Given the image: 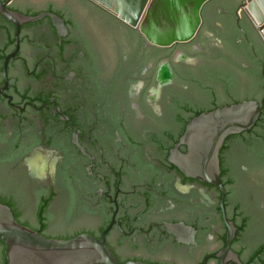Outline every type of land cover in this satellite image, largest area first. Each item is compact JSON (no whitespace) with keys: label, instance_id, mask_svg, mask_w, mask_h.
Wrapping results in <instances>:
<instances>
[{"label":"flooded vegetation","instance_id":"1","mask_svg":"<svg viewBox=\"0 0 264 264\" xmlns=\"http://www.w3.org/2000/svg\"><path fill=\"white\" fill-rule=\"evenodd\" d=\"M238 3L208 1L194 38L159 47L89 0H0V202L16 220L69 238L114 219L118 261L221 264L226 218V264H264V127L219 150L224 215L220 188L169 160L190 119L262 96L264 45Z\"/></svg>","mask_w":264,"mask_h":264},{"label":"water","instance_id":"2","mask_svg":"<svg viewBox=\"0 0 264 264\" xmlns=\"http://www.w3.org/2000/svg\"><path fill=\"white\" fill-rule=\"evenodd\" d=\"M117 20L137 31L144 40L159 47L190 41L202 24V8L210 0H89ZM241 10L257 32L264 45V0H239L236 22ZM37 17H25L34 20ZM9 56L6 57V61ZM263 94L259 99H243L201 112L190 119L169 160L185 171L221 190V208L224 215L225 190L219 178V150L228 135L249 130L258 120L264 106ZM184 144L186 153L177 146ZM100 237L87 232L69 238H53L39 234L14 218L11 208L0 202V241L4 245L5 264H154L140 260L118 261ZM227 224L226 242L219 257L221 264L237 261L229 244L234 236L233 223ZM231 255L228 259L225 256Z\"/></svg>","mask_w":264,"mask_h":264},{"label":"trees","instance_id":"3","mask_svg":"<svg viewBox=\"0 0 264 264\" xmlns=\"http://www.w3.org/2000/svg\"><path fill=\"white\" fill-rule=\"evenodd\" d=\"M260 83V86L258 88V91L260 93V96L262 95V90H261V84L263 83V80H260L259 81ZM258 83V82H257ZM251 97H247L246 99H250ZM256 125H260L261 127H264V110L261 111V114L258 118V120L256 121ZM44 209H45V205H39L38 207V211H37V217L38 219L41 221V227L44 225L43 224V212H44ZM15 217V216H14ZM16 219V217H15ZM243 225V224H242ZM40 229V228H39ZM39 234L43 235V232L41 230H36ZM70 237V236H69ZM63 238H66V237H63ZM1 243V241H0ZM4 257V258H3ZM6 263V259H5V256L3 255L2 256V252L0 250V264H5Z\"/></svg>","mask_w":264,"mask_h":264},{"label":"rangeland","instance_id":"4","mask_svg":"<svg viewBox=\"0 0 264 264\" xmlns=\"http://www.w3.org/2000/svg\"><path fill=\"white\" fill-rule=\"evenodd\" d=\"M251 83H252V81H251ZM251 91L252 92H254L252 89H251ZM257 91V90H256ZM33 166V163H31V167ZM16 191H17V188H16ZM26 196V195H25ZM26 199H27V196L25 197ZM28 200V199H27ZM26 207L28 208V212L29 213H32V209H31V204L28 202V203H26ZM56 209H58V207L56 208ZM88 222V220H78L76 223H71V225H69L68 227H73V226H81V225H83L84 223H87ZM53 230H59V229H61V228H63V227H65L66 226V224H64L63 222H61V221H58V220H56V221H54V224H53Z\"/></svg>","mask_w":264,"mask_h":264}]
</instances>
